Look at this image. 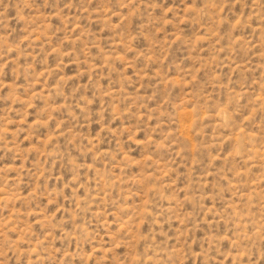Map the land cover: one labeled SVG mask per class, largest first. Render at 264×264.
Listing matches in <instances>:
<instances>
[{"label":"rangeland","instance_id":"1","mask_svg":"<svg viewBox=\"0 0 264 264\" xmlns=\"http://www.w3.org/2000/svg\"><path fill=\"white\" fill-rule=\"evenodd\" d=\"M0 264H264V0H0Z\"/></svg>","mask_w":264,"mask_h":264}]
</instances>
